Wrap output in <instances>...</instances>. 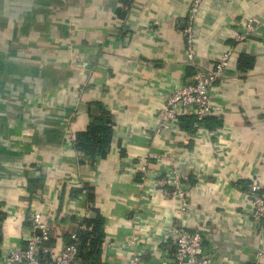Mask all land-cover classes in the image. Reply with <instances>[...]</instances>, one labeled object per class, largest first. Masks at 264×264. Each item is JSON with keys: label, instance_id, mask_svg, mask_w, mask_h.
<instances>
[{"label": "crops", "instance_id": "crops-1", "mask_svg": "<svg viewBox=\"0 0 264 264\" xmlns=\"http://www.w3.org/2000/svg\"><path fill=\"white\" fill-rule=\"evenodd\" d=\"M192 2L0 0V255L32 234L35 207L49 217L55 248L89 214L103 218L102 264H125L135 232L146 241V264H172L166 229L174 223L201 232L213 264H249L258 254L264 264V230L245 215L249 180L264 184V0H203L199 8L200 64L231 54L215 90L221 126L206 128L210 135L182 123L153 134L165 93L193 73L183 35ZM241 22L249 36L236 42ZM94 103L110 114L113 135L90 164L68 138L92 123ZM166 154L188 178L192 208L183 218L178 199L155 184ZM36 183L42 188L29 192Z\"/></svg>", "mask_w": 264, "mask_h": 264}, {"label": "built area", "instance_id": "built-area-1", "mask_svg": "<svg viewBox=\"0 0 264 264\" xmlns=\"http://www.w3.org/2000/svg\"><path fill=\"white\" fill-rule=\"evenodd\" d=\"M202 2L203 0H193L183 30L186 41V65L193 69V73L186 78L181 87L165 93L163 105L157 110L154 135L179 131L182 117L194 118L192 127L196 133L205 132L210 135L211 133L203 125L204 119L214 117L220 120L221 118L223 108L218 104L215 90L217 82L228 66L231 54L224 51L217 58H210L207 64H200V56L195 49V24ZM248 36L249 26L246 23L241 22V26L234 28L236 42L246 41ZM68 140L74 145L75 136H69ZM217 145L218 140L214 142V147ZM162 158L168 161L169 165L158 175L155 181L156 187L166 198L178 199L177 213L183 218L192 208L186 191L188 178L180 172L170 154ZM141 165L140 173L143 176L152 172L148 162ZM246 197L245 215L255 226L264 230V184L258 179H250ZM29 227L32 234L25 237L23 245L11 247L0 255V264H83L77 257L79 243L77 233L73 232L70 243L61 248L47 245L49 217L42 209L34 207ZM83 228V226L79 227V229ZM36 230H39L40 234H33ZM166 233L174 247L172 264H213V260L204 255L203 237L200 231L174 223L166 229ZM125 245L129 252L125 264H146L143 261L146 241L137 232L130 236ZM260 259L261 254H258L249 264H259Z\"/></svg>", "mask_w": 264, "mask_h": 264}, {"label": "trees", "instance_id": "trees-1", "mask_svg": "<svg viewBox=\"0 0 264 264\" xmlns=\"http://www.w3.org/2000/svg\"><path fill=\"white\" fill-rule=\"evenodd\" d=\"M126 7V5H125ZM124 9L119 11V14H125ZM244 63V64H243ZM240 69L245 70L250 66L247 56H241L239 61ZM245 68V69H244ZM90 107H93L94 114L92 115L93 121L90 123L84 131H81L75 135V143L73 148L82 157L88 158L90 164L95 161L98 156H105L108 146L112 140L113 125L111 116L108 112L103 110L101 104L94 103ZM192 117H182L181 123L184 130H189L194 123ZM205 128L212 129L221 126V122L215 118H206L203 121ZM36 188V189H34ZM42 188V183H36L33 185L29 192L33 190H39ZM89 191L88 198L92 199L93 195ZM5 214L0 212V243L3 241V232L1 224L4 221ZM84 225L83 229L74 228L73 232L78 235V260L84 264H102L101 254L103 246L105 244V231L103 218H85L81 220ZM52 233V232H51ZM55 243V237L49 233V241L47 245L51 246ZM70 243V242H69Z\"/></svg>", "mask_w": 264, "mask_h": 264}, {"label": "water", "instance_id": "water-1", "mask_svg": "<svg viewBox=\"0 0 264 264\" xmlns=\"http://www.w3.org/2000/svg\"><path fill=\"white\" fill-rule=\"evenodd\" d=\"M94 216H95L94 213L89 214V217H90V218H93ZM36 232H37V234H40V231H39V230H36Z\"/></svg>", "mask_w": 264, "mask_h": 264}]
</instances>
